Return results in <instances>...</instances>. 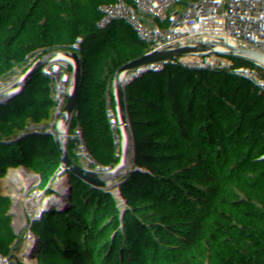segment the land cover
Instances as JSON below:
<instances>
[{
	"label": "built area",
	"instance_id": "2783aa9c",
	"mask_svg": "<svg viewBox=\"0 0 264 264\" xmlns=\"http://www.w3.org/2000/svg\"><path fill=\"white\" fill-rule=\"evenodd\" d=\"M258 8V0H228L224 14L197 23L183 20L176 28L146 0H110L107 12L91 0H40L51 48L71 44L107 76L73 131L51 138L49 161L80 157L102 178L99 187L153 176L207 182L243 206L264 233V44L253 31ZM123 112L129 115L119 118ZM149 129L137 142L121 146ZM180 189L177 180L141 187L80 205L76 217L123 196L182 202L218 228L229 245L230 264H261L258 252L221 211L210 201H187ZM176 190L181 193H172ZM28 206L29 196L20 190L0 200L9 235L0 264H11ZM61 220L69 235L66 241L61 228L63 262L78 264L68 212Z\"/></svg>",
	"mask_w": 264,
	"mask_h": 264
},
{
	"label": "trees",
	"instance_id": "16d2710c",
	"mask_svg": "<svg viewBox=\"0 0 264 264\" xmlns=\"http://www.w3.org/2000/svg\"><path fill=\"white\" fill-rule=\"evenodd\" d=\"M91 1L105 12L110 8V0ZM39 2L0 0V188L14 183L34 191L32 248L24 264L31 259L36 264H64L61 228L66 241L69 235L61 217L74 200L99 188L102 178L73 154L49 161L50 140L73 131L107 76L94 70L95 62L73 45L51 48V29L40 17ZM146 2L155 3L176 28L183 20L197 23L228 10V0ZM258 2L253 31L264 44V0ZM145 131L132 136L134 142ZM32 171L33 182L28 183ZM180 190L187 201H210L221 211L206 194ZM78 230L83 264H230L229 245L218 228L182 202L123 196L80 217ZM8 243L0 210V260L8 254Z\"/></svg>",
	"mask_w": 264,
	"mask_h": 264
},
{
	"label": "water",
	"instance_id": "95a60500",
	"mask_svg": "<svg viewBox=\"0 0 264 264\" xmlns=\"http://www.w3.org/2000/svg\"><path fill=\"white\" fill-rule=\"evenodd\" d=\"M170 180H177L181 183V187L184 189L194 190L206 195H210L213 198L219 200L223 204L230 203L234 207L240 209L246 219L250 222L259 244L258 257L260 254L264 253V233L256 220L252 215L241 205L233 203L228 197L227 194L220 188L209 184L204 181H187L183 179L175 178L174 176H161V177H150L148 179H139V180H130L123 183H113L103 187H99L94 191H91L76 200H74L68 208V217H69V226H70V237L73 245L74 254L78 259V264H83V256L80 250L79 243V230H78V218L76 217L75 208L79 205L90 203L95 200H101L107 197L112 196H121L130 191L139 189L141 187L147 186H157L167 183ZM17 188L20 191H23L29 196V206H28V219L26 227L24 228L19 243L17 245L15 256L20 260L24 257L27 247L31 244V240L34 232V223H35V208L36 200L34 191L31 186H24L19 184H6L0 188V200L2 197L8 193L12 188ZM226 205V204H225ZM13 262L11 261V264ZM261 264H263L261 262Z\"/></svg>",
	"mask_w": 264,
	"mask_h": 264
},
{
	"label": "rangeland",
	"instance_id": "374dc122",
	"mask_svg": "<svg viewBox=\"0 0 264 264\" xmlns=\"http://www.w3.org/2000/svg\"><path fill=\"white\" fill-rule=\"evenodd\" d=\"M129 115V113L128 112H123V113H120L119 115H118V117L119 118H122V119H124V118H126L127 116ZM146 132H147V130L145 131V133L144 134H146ZM134 139H135V137H129V138H127L125 141H123L122 142V144H121V146L123 147V146H125L126 144H128V143H132V142H134ZM11 184H14V183H11ZM179 192V194L181 193V191L180 190H176V191H174V192H172V193H174V194H176V193H178ZM218 204V206H219V208H220V210H221V212L223 213V214H225V215H227L228 216V218H229V220L232 222V224L237 228V229H239L240 231H241V233H242V237L244 238V240H245V242L247 243L248 242V240H247V238H246V236H245V232L241 229V227H240V225H245L246 224V221H245V218L242 216H240L241 214H240V210L237 208V207H234V206H232V208L231 207H229V206H225L222 202H218L217 203ZM234 212V213H233ZM234 214V215H233ZM70 239H71V237H70ZM249 243H251V242H248V244ZM253 245H254V243H253ZM16 254V253H15ZM15 254L13 253L12 254V256H11V258H10V260H9V263H11V261H13V256H15ZM25 256V255H24ZM261 256H262V259H264V253L263 254H261ZM18 260H20L19 258H18ZM22 260V262L24 263V257L21 259Z\"/></svg>",
	"mask_w": 264,
	"mask_h": 264
},
{
	"label": "bare ground",
	"instance_id": "6f19581e",
	"mask_svg": "<svg viewBox=\"0 0 264 264\" xmlns=\"http://www.w3.org/2000/svg\"><path fill=\"white\" fill-rule=\"evenodd\" d=\"M11 191L12 192H18L19 190L17 189V188H12L11 189ZM227 206H229V207H231L232 208V206L233 205H231L230 203H225ZM79 209H80V206L78 205L76 208H75V210H74V212H78L79 211ZM240 210V209H239ZM234 213V212H233ZM240 216L242 217H244L245 218V216L243 215V213L240 211ZM234 215V214H233ZM245 221H246V224L245 225H240V227H241V229L245 232L244 234H245V236H246V238L248 239V241L249 242H251L250 244H251V246H252V248L256 251V252H259V244H258V239H257V236H256V234H255V232H254V230H253V228H252V226H251V224H250V222L245 218ZM253 243H254V245H253ZM260 258H261V261H262V263L264 264V259H262V256H261V254H260ZM13 263L12 264H17V262H18V259H17V257L16 256H13V261H12Z\"/></svg>",
	"mask_w": 264,
	"mask_h": 264
}]
</instances>
